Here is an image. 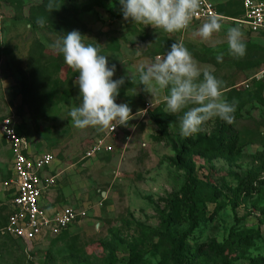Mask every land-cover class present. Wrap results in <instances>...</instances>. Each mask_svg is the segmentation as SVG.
Returning a JSON list of instances; mask_svg holds the SVG:
<instances>
[{"label":"rangeland","instance_id":"374dc122","mask_svg":"<svg viewBox=\"0 0 264 264\" xmlns=\"http://www.w3.org/2000/svg\"><path fill=\"white\" fill-rule=\"evenodd\" d=\"M210 1L222 18V29L202 42L193 33L204 22L170 35L125 21L119 0H54L60 8L52 12L47 10L49 0H0V121L12 117L34 153L47 152L57 160L58 176L47 205L86 212L85 219L49 244L27 246L0 237V264H109L111 256L115 264H127L135 251L139 264L264 262V188L256 185L257 193L248 195L237 188L249 172L264 181V48L236 23L245 0ZM39 17L45 19L43 27L37 24ZM231 26L244 34L242 58L227 53L226 30ZM73 30L108 56L109 67L116 65L113 80L125 77L116 103H127L135 118L128 127L118 125L114 135L78 130L68 115L80 103L73 83L78 73L50 45ZM174 42H183L201 69L224 82V97L235 102L234 116H239L224 136H237L238 156L204 155L200 141L223 135L225 125L219 119L187 138L180 135L178 121L169 125L164 142H157L158 128L149 115L179 116L165 113L164 94L151 106V95L131 80L138 81L141 63L166 55ZM221 52L223 61L217 62ZM101 138L108 150L85 160V149ZM180 167L185 172L192 168L206 195L209 185L221 195L217 204L197 203L200 219L190 235L189 225L176 226L169 219L168 202L179 195L185 179ZM9 178L11 154L0 138V229L10 199L1 184ZM238 235L251 237L252 246L237 247ZM211 245L219 255L208 250Z\"/></svg>","mask_w":264,"mask_h":264},{"label":"clouds","instance_id":"9594fccd","mask_svg":"<svg viewBox=\"0 0 264 264\" xmlns=\"http://www.w3.org/2000/svg\"><path fill=\"white\" fill-rule=\"evenodd\" d=\"M202 2L203 0H119L125 21L144 27L151 26L156 31L170 35L189 29ZM59 8L54 0H49V12ZM37 24L43 27L45 19L39 17ZM221 29V18L213 14L193 35L202 42H208ZM226 32L227 53L235 58H242L246 54V42L241 28L231 26ZM83 37L78 30H73L50 45L54 51L63 55L65 64L78 73L73 83L79 88L80 103L68 113L72 125L78 130L94 128L97 132H113L118 125L128 127V122L135 118L132 109L127 103H116L125 77L113 80L116 65L109 67L108 56L100 54V49L93 44H85ZM223 58V52L216 56L217 62H222ZM137 72L138 81L131 82L143 85L142 90L152 97L151 106H154L155 97L164 94V111L169 115L179 116L182 137L200 133L203 126L211 120L219 119L228 124L234 122L236 104L225 99L224 82L209 70L201 69L183 42H174L166 55L156 56L149 63H141ZM141 111L145 115L147 109Z\"/></svg>","mask_w":264,"mask_h":264},{"label":"built area","instance_id":"2783aa9c","mask_svg":"<svg viewBox=\"0 0 264 264\" xmlns=\"http://www.w3.org/2000/svg\"><path fill=\"white\" fill-rule=\"evenodd\" d=\"M213 14L221 18L215 5L210 0H203L191 25L205 22ZM236 23L258 38L264 46V3L245 0L242 19ZM17 127L18 123L12 117L0 121V138L10 150L13 172V178L1 184V189L9 194L10 199L6 223L0 230V237L19 240L32 246L46 239L58 238L69 227L85 219L86 212L71 207L50 212L43 207L44 195L56 185L57 177L46 173L55 162V157L50 153H31L27 139L17 134ZM115 130H107L106 135H114ZM104 141L103 138L95 140L85 151L84 159L91 160L104 149L108 150Z\"/></svg>","mask_w":264,"mask_h":264},{"label":"trees","instance_id":"16d2710c","mask_svg":"<svg viewBox=\"0 0 264 264\" xmlns=\"http://www.w3.org/2000/svg\"><path fill=\"white\" fill-rule=\"evenodd\" d=\"M243 10H242V3L240 7V16H242ZM234 121L239 119V116H234ZM149 118L154 123V125L158 128L157 135L159 136L157 142H164V138L168 135V127L171 124H176L179 120L177 117H167V116H161L152 114L149 115ZM223 124L226 126H221L224 131H222V136L217 139H212L207 141H200L203 144V153L206 156H211L213 158H225L230 159L234 156H238L239 150H238V138L234 135H229L227 137L224 136V134L229 132L230 124L223 121ZM16 132L18 135H22L16 128ZM177 165V164H176ZM176 165H172V167L179 168ZM264 167V165H263ZM184 173H185V179L183 186L181 187V190L179 192V195L175 196L170 202H168L169 207V219L170 223L175 224L176 226H180L182 224H187L190 226L187 235H190L191 231L194 230V228L197 227L199 216L197 214V203L203 200L205 203H211V204H217L219 199L221 198V195L216 191L215 187L212 185H209V191L207 192V195L203 192L205 190L204 184L201 183L199 180L197 181L196 178L193 176V171L191 169L186 170L185 167H180ZM261 186L264 188V181L260 179V177L253 173L249 172L246 174L243 178L238 180V193H244L246 195L248 194H254L257 193V187ZM206 197V198H205ZM6 223V219L4 222V225ZM67 231H65L61 236L58 238L65 236ZM58 238H55L53 240H56ZM181 239V237H180ZM233 241V240H232ZM237 247H251L252 241L251 237H242L238 235L234 239ZM176 244H179V240H176ZM208 250L213 253H215V256L219 255L218 251L215 249L214 245H211ZM136 251L131 255V257L128 259L127 264H139L140 263V257L137 255ZM222 253L220 252V255ZM109 264H115V257H110ZM248 264H264L263 261L260 262H250Z\"/></svg>","mask_w":264,"mask_h":264},{"label":"crops","instance_id":"0c3cea01","mask_svg":"<svg viewBox=\"0 0 264 264\" xmlns=\"http://www.w3.org/2000/svg\"><path fill=\"white\" fill-rule=\"evenodd\" d=\"M213 3V2H212ZM214 4V3H213ZM216 7V6H215ZM255 39H257L258 40V38H256L255 37ZM263 48H264V46H262ZM107 131V130H106ZM25 137V136H24ZM29 143V142H28ZM90 146V145H89ZM88 146V147H89ZM29 147H30V144H29ZM87 147V148H88ZM87 148L85 149V151L87 150ZM30 150H31V153H33V154H36V153H34L33 151H32V149H31V147H30ZM85 151H84V153H85ZM45 153H47V152H44V153H42V154H45ZM36 155H40V154H36ZM97 157V156H96ZM95 157V158H96ZM94 159V158H93ZM92 160V159H91ZM89 161V160H88ZM58 168H59V164H58V162H57V160L55 159V162L52 164V166H51V168L50 169H48L47 170V174L48 175H53V176H58L57 174V170H58ZM54 189V188H53ZM53 189H51L50 191H48L47 192V194H45L44 195V197H43V199H42V205H43V207L44 208H46V209H48V210H50V212H55L56 210H54V209H52L50 206H48L47 204H48V200H49V197H50V195L54 192V190ZM5 192V191H4ZM6 193V192H5ZM7 195H8V197H9V194L8 193H6ZM8 203V202H7ZM66 207H71V208H73V206H66ZM65 208V207H64ZM58 211V210H57ZM71 227H73V226H71ZM71 227H69L68 228V230L67 231H69V229L71 228ZM1 230V229H0ZM1 238H6V237H1ZM7 239H9V240H13V239H11V238H7ZM54 240H49V239H46V240H43L42 242H40V243H36V244H34L35 246H38V245H44V244H49V243H51V242H53ZM25 244V243H24ZM27 246H29L28 244H26Z\"/></svg>","mask_w":264,"mask_h":264}]
</instances>
